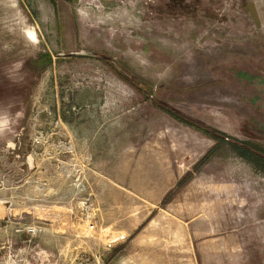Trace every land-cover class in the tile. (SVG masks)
Listing matches in <instances>:
<instances>
[{
  "label": "rangeland",
  "instance_id": "obj_1",
  "mask_svg": "<svg viewBox=\"0 0 264 264\" xmlns=\"http://www.w3.org/2000/svg\"><path fill=\"white\" fill-rule=\"evenodd\" d=\"M0 3V264H264V0Z\"/></svg>",
  "mask_w": 264,
  "mask_h": 264
},
{
  "label": "bare ground",
  "instance_id": "obj_2",
  "mask_svg": "<svg viewBox=\"0 0 264 264\" xmlns=\"http://www.w3.org/2000/svg\"><path fill=\"white\" fill-rule=\"evenodd\" d=\"M1 4V3H0ZM3 4V3H2ZM4 10V9H3ZM6 10V9H5ZM16 10V9H15ZM2 12V11H1ZM6 12V11H5ZM5 14H7V13H5ZM2 22V21H1ZM1 27V26H0ZM25 27V26H24ZM29 34H30V36L32 37V35H33V37L34 36H36V31L34 30V29H30L29 30ZM14 35V34H13ZM36 38V37H35Z\"/></svg>",
  "mask_w": 264,
  "mask_h": 264
}]
</instances>
